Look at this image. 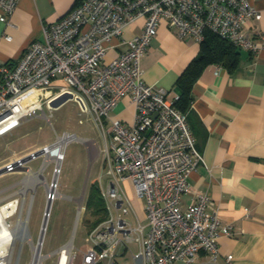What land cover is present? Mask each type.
<instances>
[{
  "label": "built area",
  "instance_id": "2783aa9c",
  "mask_svg": "<svg viewBox=\"0 0 264 264\" xmlns=\"http://www.w3.org/2000/svg\"><path fill=\"white\" fill-rule=\"evenodd\" d=\"M17 1L0 0L1 21L9 23ZM261 16L248 0H77L44 23L43 38L32 40L17 60H0V135L65 92L101 128L107 172L98 189L108 215L89 230L91 245L81 264H117L116 256L131 242L137 245L131 256L142 264L193 263L201 251L217 259V238L231 229L220 221L214 200L197 193L187 205L181 201L191 192L188 177L203 156L185 113L174 104L178 94L168 98L166 89L146 83L139 61L162 19L180 37L201 41L209 31L257 55L264 50V30L251 34L244 25ZM137 19H143L141 30L124 37L126 26ZM110 51L114 54L107 57ZM46 87L50 93L44 97ZM124 95L135 107L130 123L111 114ZM73 138L63 133L52 144ZM22 165L17 159L6 170ZM125 181L144 199V223L126 216ZM68 242L57 248L56 264L73 263L75 250ZM231 258L226 256L228 264Z\"/></svg>",
  "mask_w": 264,
  "mask_h": 264
},
{
  "label": "crops",
  "instance_id": "0c3cea01",
  "mask_svg": "<svg viewBox=\"0 0 264 264\" xmlns=\"http://www.w3.org/2000/svg\"><path fill=\"white\" fill-rule=\"evenodd\" d=\"M76 1L18 0L9 23L0 20V60H17L32 40L43 38L44 23L59 18ZM248 1L262 12L260 19L252 18L244 25L247 31L256 34L264 30V0ZM142 24L143 19H137L127 25L124 35L139 32ZM4 34L11 38L6 40ZM199 44L192 36H178L162 19L140 57L144 81L166 89L168 98L179 95L175 82L198 53ZM236 48L238 58L232 68L212 62L201 69L183 110L203 161L189 174L191 192L181 196L182 204L190 203L197 193L210 196L220 221L229 225L231 234L218 236L219 254L215 261L201 251L193 263L176 260L171 264H228L227 255H232L230 264H264V50L252 55L246 49ZM113 54L110 51L107 57ZM59 83L61 80L55 81ZM134 111L130 97L124 95L111 114L130 123ZM127 183L132 190L129 211L134 221L129 219L144 223V199ZM131 244L135 250L136 243ZM128 248L121 249L120 254ZM52 253H46L45 257ZM133 262L142 264L140 259ZM104 263L103 260L99 264Z\"/></svg>",
  "mask_w": 264,
  "mask_h": 264
},
{
  "label": "rangeland",
  "instance_id": "374dc122",
  "mask_svg": "<svg viewBox=\"0 0 264 264\" xmlns=\"http://www.w3.org/2000/svg\"><path fill=\"white\" fill-rule=\"evenodd\" d=\"M123 36L126 37L124 33ZM49 93L48 87L42 90L44 97ZM63 133L74 135L75 138L65 143L59 163L54 157L45 156V152H42L26 159L22 167L0 173V204L10 199L18 200L16 211L6 218V222L14 226L20 211L21 216L27 218L28 236L14 240L9 264H30L35 251L34 244H37L43 227L48 194L52 193L47 184L53 180L57 182V195L50 204L42 234L41 264H56L57 248L70 239L75 250L71 264H81L82 253L91 245L89 230L108 215L105 209L96 210L92 206L85 208L92 185L98 186L99 180L104 184L106 179L107 167L103 165L105 141L93 117L81 111L73 98L56 106L44 104L32 117L0 135V169L52 144ZM56 164L60 169L55 174ZM29 171L40 172L42 177L35 181L33 187L27 184L23 195L21 189L26 182H22V179L27 178ZM29 179L33 180H26ZM123 186L129 196L131 188L126 181ZM83 189L84 197L81 198ZM126 216L134 221L130 211ZM132 249L133 244L124 254L117 255V264H134L130 252ZM51 251L53 253L45 257Z\"/></svg>",
  "mask_w": 264,
  "mask_h": 264
},
{
  "label": "trees",
  "instance_id": "16d2710c",
  "mask_svg": "<svg viewBox=\"0 0 264 264\" xmlns=\"http://www.w3.org/2000/svg\"><path fill=\"white\" fill-rule=\"evenodd\" d=\"M238 58V50L230 41L213 32H205L204 39L200 41L198 53L188 62L179 74L175 86L179 90L175 106L184 112V108L191 99V86L201 69L209 63L216 62L232 68ZM96 207V210L104 209L98 186L93 184L86 201L85 208Z\"/></svg>",
  "mask_w": 264,
  "mask_h": 264
},
{
  "label": "bare ground",
  "instance_id": "6f19581e",
  "mask_svg": "<svg viewBox=\"0 0 264 264\" xmlns=\"http://www.w3.org/2000/svg\"><path fill=\"white\" fill-rule=\"evenodd\" d=\"M64 145H65V143L63 140H58L54 144H52L51 146H47V148L44 150L45 156L47 155L50 157H54L59 163L60 160L62 159V156H63ZM56 167L59 168V165L56 164ZM41 177L42 176H41L40 172L30 173V171H29L27 178H32L33 180L32 181L30 179L26 180L27 179L26 177H24L22 179V182H24V183L26 182L24 187L21 189V191L23 192V195L26 192L27 184L31 185L33 187L35 181L37 182V180H39ZM54 181L55 180H53L52 183L49 182L47 184L49 190L51 192H54V194H55L52 199L49 198L47 200L48 204H51L52 200L57 195V190H56L57 182L56 181L54 182ZM14 198H16V197H14ZM17 207H18V200L17 199H10V200L0 204V264H9L10 263L11 253H12L13 246H14V244H13L14 240L18 237L22 239L25 236H28V231H27V226H26L27 218L24 219L21 216V211L18 214V217L16 219L14 226H11L8 222H6V218L9 215L13 214L16 211ZM48 214H49V209L47 210V212H45L42 233L45 229ZM41 240L42 239L40 237L38 243L34 244L35 251L33 252V257L31 259L30 264H41V262H40L42 260V253L40 251ZM70 245H71V241L68 242V246H70Z\"/></svg>",
  "mask_w": 264,
  "mask_h": 264
},
{
  "label": "water",
  "instance_id": "95a60500",
  "mask_svg": "<svg viewBox=\"0 0 264 264\" xmlns=\"http://www.w3.org/2000/svg\"><path fill=\"white\" fill-rule=\"evenodd\" d=\"M66 99H72V95H71L70 93H68V92H65V93H63V94H60V95H58L57 97L51 99L50 102H49V105H50V106H56V105H58L59 103H61L62 101L66 100ZM45 147H46V146H44L41 150L36 151V152H32L30 155H28V156H26V157H23V158H20V159H18V160L21 161V162H24L26 159H28V158H30V157H32V156H35V155H37V154H39V153H42V152L44 151V148H45ZM3 171H6V166H4V167H2V168L0 169V173L3 172ZM83 197H84V189H83V191H82V193H81V198H83ZM79 207H81V205H79ZM49 208H50V204H48V202H47V203H46L45 212H47V210H48ZM44 216H45V213H44ZM44 216H43V221H44ZM42 224H43V222H42Z\"/></svg>",
  "mask_w": 264,
  "mask_h": 264
}]
</instances>
